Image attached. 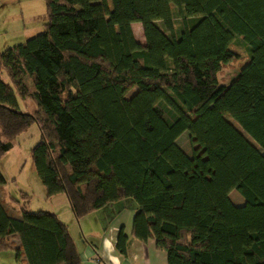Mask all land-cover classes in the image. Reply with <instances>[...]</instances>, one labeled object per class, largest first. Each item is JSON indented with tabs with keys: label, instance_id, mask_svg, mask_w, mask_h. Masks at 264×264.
Listing matches in <instances>:
<instances>
[{
	"label": "trees",
	"instance_id": "16d2710c",
	"mask_svg": "<svg viewBox=\"0 0 264 264\" xmlns=\"http://www.w3.org/2000/svg\"><path fill=\"white\" fill-rule=\"evenodd\" d=\"M46 5L42 33L0 49V160L36 124L35 168L47 196L64 194L77 220L133 199L134 238L154 239L168 264H264V0ZM237 41L250 60L221 85ZM28 99L36 109L22 112ZM185 133L191 154L178 144ZM5 184L0 170V191ZM23 198L10 200L20 219L0 200V252L18 236L20 262L81 264L68 225ZM128 244L121 228L124 257Z\"/></svg>",
	"mask_w": 264,
	"mask_h": 264
},
{
	"label": "rangeland",
	"instance_id": "374dc122",
	"mask_svg": "<svg viewBox=\"0 0 264 264\" xmlns=\"http://www.w3.org/2000/svg\"><path fill=\"white\" fill-rule=\"evenodd\" d=\"M175 24L182 30V21L175 10ZM47 5L46 0H0V49L6 51L9 48L25 43L28 39L37 36L44 31L47 23ZM158 25L163 30L166 29L162 21ZM134 36L141 44L146 43L144 29L134 30ZM230 49L237 54L234 61L227 64L219 74V82L230 84L246 66L250 60V55L241 41L231 45ZM3 78L7 79V74L2 73ZM136 89L131 91L128 97H132ZM163 108V106H162ZM36 109L32 100L21 101L22 112H33ZM167 115L169 113L167 112ZM230 121H232L229 118ZM42 135L39 127L34 124L25 132L12 140L13 148L0 160V170L6 180L7 191L1 188L0 200L3 205L7 204L9 194L18 201L24 203L26 200L23 194L31 197L30 209L32 211H52L51 203L47 200L46 188L35 168L32 149L41 141ZM178 144L188 154L192 153L189 134L185 133L178 140ZM11 198V197H10ZM231 201L236 206H243L244 200L237 191L230 194ZM132 201H134L132 199ZM5 203V204H4ZM13 213L19 210V205L8 203ZM6 207V205H5ZM9 213L11 209L6 208ZM59 214H63V208L59 209ZM12 214V213H11ZM66 220V217H62ZM17 251L9 249L0 252V264H20Z\"/></svg>",
	"mask_w": 264,
	"mask_h": 264
},
{
	"label": "crops",
	"instance_id": "0c3cea01",
	"mask_svg": "<svg viewBox=\"0 0 264 264\" xmlns=\"http://www.w3.org/2000/svg\"><path fill=\"white\" fill-rule=\"evenodd\" d=\"M141 26L143 27L141 23H134L132 25L133 32L135 29L140 30ZM3 189L8 190L5 185ZM9 196L13 198L10 194ZM10 197L8 203H10ZM47 200L52 207V211L48 212L56 214L62 222L68 225L70 234L80 253L81 264H168L167 253L157 248L154 239L141 243L134 238L133 221L137 204L132 199H125L106 206L81 220L75 218L69 200L64 194L48 197ZM8 203H4L5 208L12 210L11 207L7 206ZM11 205L16 208L13 206V202ZM62 208L64 212L61 216L59 209ZM11 213L9 214L15 218L20 219L22 217L19 210L14 211V213L12 210ZM62 217H66V220ZM121 228H124L125 234L129 238L126 257L122 256L116 248ZM9 240L10 249H15L18 252L21 246L19 237L14 236ZM20 264H27L24 256L21 257Z\"/></svg>",
	"mask_w": 264,
	"mask_h": 264
}]
</instances>
